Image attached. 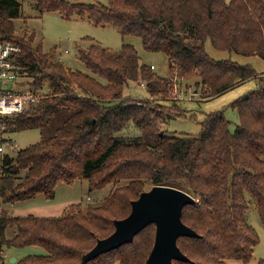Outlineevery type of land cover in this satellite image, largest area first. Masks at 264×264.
<instances>
[{
  "label": "trees",
  "instance_id": "16d2710c",
  "mask_svg": "<svg viewBox=\"0 0 264 264\" xmlns=\"http://www.w3.org/2000/svg\"><path fill=\"white\" fill-rule=\"evenodd\" d=\"M41 14L66 21H87L110 27L123 38L142 41L149 53L169 61V76L141 64L135 47L118 51L90 38L78 58L91 74L72 71L45 53L36 33L21 31L22 4L0 0V42L20 48V86L46 94L26 113L11 118V131L43 129L62 111L71 112L53 137L7 157L0 179V264L6 248L40 247L45 255L26 256L16 264H83V257L115 231V221L132 210L147 185L173 187L197 203L186 206L183 223L198 238L181 237L178 247L189 262L228 264L251 262L259 244L247 221L249 196L264 224V73L231 61H216L204 48L264 61V0H21ZM250 80L258 88L234 101L239 125L230 131L225 111L207 115L198 135L177 136L165 130L172 120L189 118L173 98L174 81L193 83L202 99H214ZM130 82L145 84L149 99L124 98ZM137 129L138 137H118ZM85 179L91 191L112 190L100 206H72L61 217H17L15 204L43 194L54 195L59 183ZM15 229L11 239L7 231ZM156 226L87 264H146L154 246ZM258 264H264L260 260Z\"/></svg>",
  "mask_w": 264,
  "mask_h": 264
},
{
  "label": "rangeland",
  "instance_id": "374dc122",
  "mask_svg": "<svg viewBox=\"0 0 264 264\" xmlns=\"http://www.w3.org/2000/svg\"><path fill=\"white\" fill-rule=\"evenodd\" d=\"M22 4L23 18L16 20V27L30 33H36V42L43 43L45 53H50L56 49L54 60L61 62L72 71H80L91 74L86 66L78 58V47L88 48L90 43L82 41L84 38H90L98 42L102 47L112 51H118L123 44L135 47L140 57L141 64L151 66L155 74L167 78L169 76V61L162 53H149L143 48L142 41L138 37L123 38L115 29L106 27H95L83 20L66 21L58 14L47 13L41 15L33 2L17 0ZM228 2L231 0H227ZM104 2V0H102ZM207 54L216 61H231L239 65H248L253 67L259 74L264 73V61L257 57H243L234 53L217 51L210 40L204 43ZM142 82H130L124 89V98L132 100L149 99L146 87ZM173 98L180 100L181 105L189 118H180L172 120L165 125V130L177 136L198 135L201 131L200 123L210 113L224 110L225 117L230 122V131L234 132L239 125L238 112L232 109L230 105L243 97L247 93L258 88L256 80H250L246 83L236 85L228 89L225 93L214 99H202L201 91L196 92L193 83L173 82ZM17 85H14L13 92ZM23 90H29L27 87H21ZM68 110V109H67ZM62 111L61 114L52 119L43 129L30 130L25 132H16L12 130L9 138L16 143L15 151L11 154L26 149L38 143L42 138L53 137L56 130L62 126L64 121L71 115V112ZM138 137L140 131L137 129L125 130L118 137ZM151 185H147L145 190H151ZM112 190L109 186L101 191H91L89 183L85 179L77 180L72 184L59 183L55 188L54 195L47 197L40 194L33 199L15 204L9 208L10 213L17 217L35 216V217H61L64 212L72 206H81L85 209L88 205L100 206L108 197ZM145 191V192H146ZM249 211L247 221L256 231L259 237V244L254 249L253 257L248 264H258L264 260V224L261 222L254 201L248 196ZM7 210V209H6ZM16 230L7 231V238L11 239ZM7 257L16 258L20 261L26 256L45 255L46 252L40 247H27L24 249L6 248ZM228 264H244L241 261L230 260ZM6 264H11L7 259Z\"/></svg>",
  "mask_w": 264,
  "mask_h": 264
},
{
  "label": "water",
  "instance_id": "95a60500",
  "mask_svg": "<svg viewBox=\"0 0 264 264\" xmlns=\"http://www.w3.org/2000/svg\"><path fill=\"white\" fill-rule=\"evenodd\" d=\"M197 203L188 193L166 186H154L141 193L132 202L128 217L115 221V231L105 239L97 241L95 247L83 257V264L134 242L135 237L147 226H156L154 246L146 264H173L174 261L189 262L178 247L181 237L198 238V234L182 221L186 206ZM15 259L10 261L11 264Z\"/></svg>",
  "mask_w": 264,
  "mask_h": 264
},
{
  "label": "built area",
  "instance_id": "2783aa9c",
  "mask_svg": "<svg viewBox=\"0 0 264 264\" xmlns=\"http://www.w3.org/2000/svg\"><path fill=\"white\" fill-rule=\"evenodd\" d=\"M21 50L11 42H0V179L3 177L5 162L16 143L9 138L11 118L26 113L32 106L37 105L46 94L42 91L21 89L19 82L20 67L16 57ZM17 85L13 92L14 85ZM145 87V84H142ZM0 201V217L5 212Z\"/></svg>",
  "mask_w": 264,
  "mask_h": 264
},
{
  "label": "crops",
  "instance_id": "0c3cea01",
  "mask_svg": "<svg viewBox=\"0 0 264 264\" xmlns=\"http://www.w3.org/2000/svg\"><path fill=\"white\" fill-rule=\"evenodd\" d=\"M197 92V91H196ZM4 259H5V264H6V262H7V259H9V262L12 260V259H15L16 260V258H13V257H10V256H8L7 257V255H6V251L4 252ZM18 262V260H16V262L14 263V264H16Z\"/></svg>",
  "mask_w": 264,
  "mask_h": 264
}]
</instances>
